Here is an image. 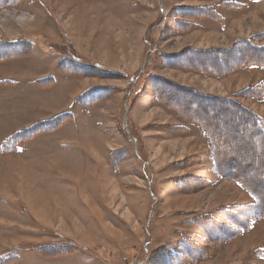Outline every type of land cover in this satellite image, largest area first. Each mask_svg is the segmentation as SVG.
I'll list each match as a JSON object with an SVG mask.
<instances>
[{"label": "rangeland", "instance_id": "374dc122", "mask_svg": "<svg viewBox=\"0 0 264 264\" xmlns=\"http://www.w3.org/2000/svg\"><path fill=\"white\" fill-rule=\"evenodd\" d=\"M216 1L0 0V41L30 42L22 55L0 61V81L17 83L0 85V253L16 248L13 264H166L165 251L172 247L182 256L181 244L191 246L193 255L181 258V264H264V217L222 239L220 225L212 226L210 238L203 223H191L209 216L217 224L226 207L264 205V156L249 131L250 113L264 120V100L244 91L264 79V68L242 67L217 77L194 69L198 61L189 58L191 48H227L234 39L262 32L264 0H248L240 12H223L228 16L223 23L200 18L195 20L200 27L181 26L189 18L176 13L177 7ZM98 3L110 8L103 12ZM86 7L92 10L88 16ZM107 14L114 24L106 21ZM109 27L128 31L130 55L117 54L113 63L94 59L124 69L128 77H77L81 89L112 87L100 101L78 106L63 90L70 76L57 67L63 47L75 50L64 35ZM251 39L264 44V35ZM167 55L173 63L165 61ZM142 68L130 84L129 77ZM155 77L235 104L215 108L169 85L161 87L172 98L160 100ZM35 78L55 82L43 86ZM182 99L197 113L211 111V139L178 119L180 112L170 104ZM64 112L70 115L50 132L20 140L16 147L4 144L14 133ZM128 132L137 139L133 144ZM216 150L240 179L258 178L251 187L258 201L235 178L215 172ZM67 239L79 249L65 253ZM39 245L52 247L41 253ZM54 249L62 253L49 255Z\"/></svg>", "mask_w": 264, "mask_h": 264}, {"label": "trees", "instance_id": "16d2710c", "mask_svg": "<svg viewBox=\"0 0 264 264\" xmlns=\"http://www.w3.org/2000/svg\"><path fill=\"white\" fill-rule=\"evenodd\" d=\"M246 1L248 0H218L216 2H210L209 4L200 5L197 7H188V6L177 7L176 13L189 18V19L181 20L182 25L181 23L180 25L183 26V28L192 27V26L200 27L198 22H195V20H199L201 18V19L209 20L214 23H221L223 20V17L225 16L223 12H236V11L240 12L245 8ZM259 1H262V0H251V3H257ZM260 35H264V30L260 33L252 34L249 37H242V38L234 39L232 44H235V45H230L227 48H212V49H205V50L191 48L192 53H190L189 58H192V60L195 59L196 61H198L196 62V64L200 65V67L199 65H197L193 68L197 69L201 73H204L205 75H212V76H217V77L221 75H225L227 73H231L235 70H239V68H242V67H249L250 69L253 67L264 68V44L257 45L251 39V37L258 38V36ZM29 44L30 42L26 40L25 41L24 40L23 41L22 40H18V41L12 40V41H6V42L0 41V61L22 55L21 53L23 52L25 53L26 52L25 50H28ZM61 54L63 55V57L60 59V61H58L57 67L59 71L64 75L72 76V77H79V76H86V75H92V76H98V77H110V76L128 77L127 73H124L122 71H113L103 66H99L97 64L90 62L86 58L77 54L70 46L63 47ZM256 54H260L261 56L260 55L256 56ZM216 55H218L219 57L218 58L216 57V59H214L213 56H216ZM209 57L211 58L209 59ZM164 59L168 63H173L170 60L171 56L169 55H167V57H165ZM202 65L204 66V68L202 67ZM208 70L212 71L213 73H211ZM141 72H143V68L140 69L139 73L136 74L135 76L132 75L129 77L130 84H132L133 79L136 76H138ZM139 78L140 77H138V79ZM155 80H158V84L155 83V85H156V89L157 87L160 88V91H158L157 93L160 100L165 98L169 102V100L172 98L171 93L166 91L165 88L163 89V87H161L163 85H169V86H173L178 91L187 92V93L189 92V95L191 93V95H193L195 98H198L199 100L211 101L215 108L221 106V104L223 103L225 104L227 103L232 106H234L235 104V102L229 97H218V96H209V95L199 94L191 89L182 88L181 86H178L175 83L166 81L160 77H155ZM36 82L43 83V86L44 85L49 86L53 84L52 78L39 79V80H36ZM159 82H161L162 85ZM7 84H8V81H0V85H7ZM108 89H112V87L96 86V87L89 88L85 90L83 94H81L77 98L76 104L78 106L79 105L89 106L90 100L91 99L93 100L94 98H95L94 101H100L101 99L106 97V95L110 94L109 92H107ZM140 91L141 89L139 90L137 89L135 92L132 91L131 94L129 95L128 101L131 99H134V97L137 96ZM244 91L245 92L247 91V95L251 96L252 98H258L260 100H264V93H263L264 92V79L260 80L252 88H247ZM185 101L186 100L182 99L181 102L177 105H171L170 103H166V104L167 105L170 104L171 108H174V109L176 108L178 112H180L178 113L179 115L178 119H180L183 123L187 122V123H190L192 126L200 127L201 129L205 131L204 132L205 134L207 135L209 134V137H210L209 139H211V135H212L211 127L213 126V124L209 121V116L207 117L208 115L207 112L211 113V111H207L206 113H203V112L197 113L195 108H192L194 106L190 105L189 102H185ZM195 106H197V104ZM67 115H70V113L64 112L63 114L57 115L55 118L49 121H41L35 125L25 128L22 131L14 133L4 142V144L12 142V144H14L16 147V143H18L20 140L27 139L29 137L31 138L33 135H36L39 133L50 132L51 130L57 128L60 125V123L65 118H67ZM250 115L252 116V118L250 119V130H249L250 136L254 137L255 139V144L256 146H258V149H257L258 154L264 156V120L255 114L253 115V113H250ZM226 117L229 119L230 114H227ZM241 119L242 118H240V120ZM244 120L245 119H243V121ZM245 122H248V120L246 119ZM244 126L245 125L243 124L241 128H243ZM181 128L186 129L187 127H181ZM244 129L245 127L242 130L243 132H244ZM129 135L131 136L132 144H133V141H137V139L134 138L132 133L128 132V136ZM15 147L13 149H15ZM4 152H8V151H4ZM220 155L221 154H218L216 150L215 156L213 158L215 172L219 176H221V178L226 177V176L230 178H235L236 183L239 184L240 187H244V189H246L251 195H254V194L257 195V193H255L252 188H253L254 183L258 182V178H254L253 180L252 179L249 180L246 178L240 179L241 176L239 175L241 174L233 170L232 166H229L230 163L228 164V161H224L223 159H221L222 157ZM245 180H248V182ZM256 201H258L257 198H256ZM256 205L257 204L254 203L251 205L240 206L237 208L226 207L223 210H221L222 212V215H220L221 222L216 221L217 224H215L214 221L211 220L212 218L211 217L209 218V216H207V218H203L202 219L203 222L196 223L195 221H191V223H194L197 225L203 223V229L205 230L207 235H209L210 238H212L211 234L215 236L213 232L215 228L213 229L212 226L216 227L217 225L218 226L220 225V234H218L217 232L220 239L223 238L224 233H228V232H229V236H235V235L237 236L241 234L242 232H245V230L250 229L252 227V224L256 220L264 217V205H261V207L257 205V208H256ZM257 211H260L261 215L256 216L254 213ZM225 219L229 222L223 223L222 221H225ZM241 227L242 229L240 230ZM63 243H65L64 244L65 249H63L65 253L73 252L79 249V246L75 242L69 239H67V241ZM58 245L62 246V242L59 243ZM51 247L52 246H49V245H46V246L39 245L37 246V249H40L42 253L43 251ZM180 247H181L180 250H181L182 256H179L180 252L176 255V252L174 251V248L172 247H169L168 250L165 251L164 258H165L166 264H173V263L181 264V258L193 256L191 255V252H192L191 246H188L186 244H181ZM260 251L263 254L264 249ZM59 253H62V252L58 251L57 249H54L53 252L52 251L49 252V255L55 256V254H59ZM43 254H47V253H43ZM16 258H17L16 248H11L9 250H6L3 253H0V264H13Z\"/></svg>", "mask_w": 264, "mask_h": 264}, {"label": "crops", "instance_id": "0c3cea01", "mask_svg": "<svg viewBox=\"0 0 264 264\" xmlns=\"http://www.w3.org/2000/svg\"><path fill=\"white\" fill-rule=\"evenodd\" d=\"M160 4L161 3L159 2V7H160ZM88 7H89V5H88ZM88 7L84 8V10H83L84 16H88L90 14V12H92V10H91L88 13V10H87ZM96 7H97V9H99V10L102 9L103 12H105V11H107V9L110 8V5H105L104 3H98ZM80 14L81 13H79L77 11V15L79 16ZM95 14H98V13H95ZM104 16L106 18V21H110L111 24H114V20L112 17H109L108 14L104 15ZM227 18H228V16H224L223 20L227 21ZM94 21H96V19H94ZM224 21H222L221 23H223ZM104 23L101 24L102 30H105V28H103ZM106 30L107 31H70L73 36L68 35L66 33L64 35V41H65V43L71 42L73 48L75 49L74 51L76 53L82 55L84 58H86L90 62L97 64L99 66H103V67L110 69V70H113V71H122L124 73H128L127 71H125L124 69H121L120 67H118L116 65H110V64H107L104 62H108V63L112 62L113 63V59L116 60L118 58L117 54H120L121 57H123L124 54H126V56H128V54L130 55L129 47L131 44V41H130L131 35L129 33H126L128 31H110V27L107 28ZM132 42H133V40H132ZM94 58H97V59L102 60L104 62L98 61ZM218 74H220V73H218ZM36 79H40V78H35V80ZM63 81H64L62 83L63 84V90H64V93L66 94V98H68L69 100H74L75 104H76L77 98L85 90L89 89V88H87V89L86 88H84V89L79 88L81 85V79L77 78V77L70 76L67 79H64ZM6 86L16 87L17 83L14 82L13 85L8 84ZM98 86H101V85H98ZM94 87H96V86H94ZM55 168H59V167H55Z\"/></svg>", "mask_w": 264, "mask_h": 264}, {"label": "bare ground", "instance_id": "6f19581e", "mask_svg": "<svg viewBox=\"0 0 264 264\" xmlns=\"http://www.w3.org/2000/svg\"><path fill=\"white\" fill-rule=\"evenodd\" d=\"M23 19H25V17L23 16ZM27 19V18H26Z\"/></svg>", "mask_w": 264, "mask_h": 264}]
</instances>
